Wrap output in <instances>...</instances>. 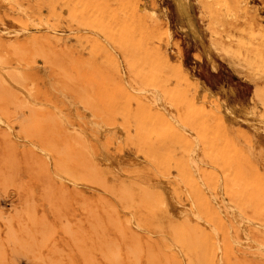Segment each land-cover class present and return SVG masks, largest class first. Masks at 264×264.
Wrapping results in <instances>:
<instances>
[{
    "label": "rangeland",
    "instance_id": "1",
    "mask_svg": "<svg viewBox=\"0 0 264 264\" xmlns=\"http://www.w3.org/2000/svg\"><path fill=\"white\" fill-rule=\"evenodd\" d=\"M263 72L264 0H0V262L264 264Z\"/></svg>",
    "mask_w": 264,
    "mask_h": 264
},
{
    "label": "bare ground",
    "instance_id": "2",
    "mask_svg": "<svg viewBox=\"0 0 264 264\" xmlns=\"http://www.w3.org/2000/svg\"><path fill=\"white\" fill-rule=\"evenodd\" d=\"M16 1H17V0H16ZM14 2H15V1H14ZM18 3H19V2H18ZM22 6H23V5H22ZM24 7H26V6H24ZM19 9H23V8H22V7H21V8L19 7ZM231 14H232V13H231ZM27 16H28V14H27ZM28 18H29V16H28ZM31 18H34V17H31ZM34 22H35V21H34ZM24 29H25V28H24ZM25 30H26V29H25ZM25 30H24V31H25ZM27 31H28V30H27ZM29 31H30V30H29ZM33 37H34V36H33ZM64 54L67 55L66 52H64ZM62 56H63V54H62ZM71 57H72V56H71ZM79 63H80V62H79ZM83 65H84V64H83ZM79 67H80V66H79ZM263 73H264V72H263ZM173 76L175 77L174 79L182 78V77H181V73H180V72H177V71H174ZM72 77H73V76H72ZM71 79H73V78H71ZM63 85H67V84H66V83H65V84L63 83ZM81 85H82V84H81ZM67 86L69 87V85H67ZM67 86H66V87H67ZM62 87H63V86H62ZM70 87H71V86H70ZM153 90H154V89H153ZM153 90H152V92H153ZM156 91H157L158 95L161 97V93H160V91H159V90H155L154 93H156ZM183 91H184V92L186 91L185 88H184ZM154 93L152 94V96L155 97L156 99H158L159 96H158L157 94L154 95ZM163 94H165V93H163ZM163 94H162V95H163ZM152 96H151V97H152ZM167 96H168V95H167ZM157 97H158V98H157ZM191 97H192V95H190L189 99H190ZM153 99H154V98H153ZM153 99H151V100L154 101L155 99H154V100H153ZM189 99H188V100H189ZM191 101H192V103H193V102L196 103L197 100H196V98H194V100H191ZM154 102L157 103V100L154 101ZM158 103H160V105H162V108H163V103L161 102V98H159ZM158 103H157V104H158ZM194 103H193V104H194ZM157 104H155V105H157ZM158 106H159V104H158ZM165 106H166V107H165ZM165 106H164L165 109L167 108V110H168L171 114H173V111L175 110L174 107H173L172 105H170V106H169V105H165ZM251 106H252V105H251ZM251 106H249V108H250ZM160 107H161V106H160ZM56 109H57V108H56ZM165 109L163 108L164 111H165ZM179 109H180V108H179ZM192 109H193V108H192ZM176 110H177V109H176ZM57 112H58V110H57ZM166 112H167V111H166ZM169 112H167L168 115H169ZM249 113H251V112H249ZM47 114L49 115V113H47ZM197 114H198V113H197ZM214 114H215V113H214ZM23 115H24V114H22V116H23ZM27 115H29V117L31 116L30 114H27ZM27 115H25V116H27ZM117 115H118V113H117ZM173 115H174V114H173ZM173 115H172V116H173ZM215 115H216V114H215ZM217 115H218V114H217ZM249 115H251V114H249ZM32 116H36V115H32ZM32 116H31V117H32ZM41 116H42V115H41ZM53 116H54V115L50 116V118L53 117ZM239 116H240V115H239ZM29 117H28V118H29ZM36 117H37V116H36ZM39 117H40V116H39ZM44 117H45V116H43V118H44ZM55 117H57V116H55ZM173 117H174V116H173ZM173 117H171V118H172V119H174V118L176 119V116H175L174 118H173ZM256 117H257V116H256ZM25 118H26V117H25ZM45 118H46V117H45ZM53 118H54V117H53ZM215 118H216V117H215ZM257 118H258V117H257ZM26 119H27V118H26ZM26 119H25V120H26ZM30 119H32V118H30ZM122 119H123V118H122ZM175 119H174V120H175ZM23 120H24V118H23ZM27 120H28V119H27ZM51 120H53V119L51 118ZM242 120H243V119H242ZM246 120H247V119H245V121H246ZM30 121H31V120H29L28 122H30ZM38 121H40V120H38ZM41 121H42V119H41ZM253 121H254V120H253ZM256 121H257V120H256ZM33 122H34V121H33ZM43 122H44V121H43ZM66 122H67V121H66ZM93 122H94V121H93ZM175 122H177V119H176ZM67 123H68V122H67ZM260 123H261V122H260ZM120 125H121V124H120ZM54 126H55V125H54ZM112 126H113V125H112ZM180 126L183 127V125H180ZM100 127H103V125L100 126ZM105 128L107 129V127H105ZM161 128H162V127H161ZM174 128H176V127H174ZM183 128L186 129L187 127H183ZM103 129H104V128H103ZM170 129H171V128H170ZM172 129H173V128H172ZM172 129H171V130H172ZM176 129H178V128H176ZM184 129H183V130H184ZM187 129L190 130V128H187ZM163 130H164V129H163ZM178 130H180V129H178ZM78 131H80V129H79ZM81 131H82V130H81ZM98 131H99V130H98ZM185 131H187V130H185ZM190 131H191V130H190ZM154 132H155V131H154ZM178 132H179V131H178ZM188 133H189V132H187V134H188ZM82 134L84 135L83 132H82ZM109 134H111V133H109ZM94 135H95V132H94ZM193 135H195V134H193ZM93 137H94V136H93ZM197 138H198V136H197ZM197 138H196V140H197ZM215 138H216V137H215ZM220 139H221V138H220ZM220 139H217V140L219 141ZM224 140H225V138H224L223 140H221V141H224ZM141 141H142V140H141ZM196 142H197V141H196ZM196 142H195V143H196ZM198 142H199V141H198ZM198 142H197V143H198ZM197 143H196V144H197ZM221 143H222V142H221ZM50 144H51V143H50ZM206 144H207V143H206ZM51 145H52V144H51ZM54 145H55V143H54ZM194 145H195V144H194ZM207 146H209V145H207ZM35 147H37V146H35ZM54 147H57V145L54 146ZM54 147H53V148H54ZM38 148H39V147H38ZM191 148H193V147H190L189 149H187V148H184V149H185V151H187V150H190ZM195 148H197V147H195ZM198 148H199V146H198ZM209 148H210V147H209ZM39 149H40V148H39ZM61 149H63V147H62ZM199 149L201 150V148H199ZM199 149H198V150H199ZM202 149H203V148H202ZM210 149H211V148H210ZM42 150L45 151V149H43V148H42ZM65 150H66V149H65ZM78 150H79V149H78ZM159 150H161V148H160ZM195 150H196V149H195ZM198 150L195 152V154H196L197 152H199ZM89 151L92 152L93 149H92V150L90 149ZM89 151H88V152H89ZM161 151H162V150H161ZM210 151H211V150H210ZM57 152H58V151H57ZM59 152H61V151H59ZM59 152H58V154H59ZM66 152L69 153L70 150H66ZM187 152H188V151H187ZM187 152H186V154H187ZM67 153H66V154H67ZM83 153H84V152H79V153H78V155H81L80 162H81V160L84 159V156H82ZM92 154L94 155V153H92ZM92 154H89V155H92ZM172 154H173V153H172ZM189 154H190V153H189ZM191 154H193V153H191ZM50 155H51V154H50ZM68 155H69L68 158H71V156H72L73 154L70 153V154H68ZM83 155H84V154H83ZM187 155H188V154H187ZM217 155H219V152H218ZM195 156H197V155H195ZM199 156H200V155H199ZM82 157H83V158H82ZM87 157H90V156H86V158H87ZM51 158H52V157H51ZM91 158H92V156H91ZM189 158H190V157H189ZM192 158H193V156H192ZM202 158H203V156H202ZM87 159H88V158H87ZM87 159H85L86 162H88V160H89L90 158H89L88 160H87ZM50 160H51V159H50ZM72 160H73V159H72ZM203 160H204V159H203ZM70 161H71V160H70ZM75 161H76V160H75ZM89 161H90V160H89ZM92 161H95L94 158L92 159ZM192 161H194V160L192 159ZM197 161H198V160H196V162H197ZM234 161H235V160H234ZM82 162H83V161H82ZM82 162H81V163H82ZM90 162H91V161H90ZM205 162H206V161H205ZM50 163H52V162H50ZM81 163H78V164H80V165H84L83 167H84L85 169H84V168H82V169H84V170H86V169H90L89 172L92 171V173H95V172L97 173V170H98V169H96V171H95V170H91V168L88 167V166H90V165H87V163H86V165H85V163H83V164H81ZM94 163H95V162H94ZM94 163H92L91 165L97 167V165H95ZM198 163H199V162H198ZM198 163H197V164H198ZM206 163H207V162H206ZM206 163H205V164H206ZM60 164H61V163H60ZM190 164H192V163H190ZM194 164L197 165L196 163H194ZM62 165H63V164H62ZM62 165H60V167H61ZM80 165H78V166H80ZM151 165H152V164H151ZM186 165H187V163L185 164V166H186ZM208 165H209V164H208ZM86 166H87V167H86ZM92 166H91V167H92ZM199 166H200V165H198V167H199ZM62 167H63V166H62ZM62 167H61V168H62ZM96 167H95V168H96ZM186 167H187V166H186ZM195 167H196V166H195ZM198 167H197V170H198ZM98 168H100V167H98ZM106 168H108V167H106ZM192 168H194V166H192ZM63 169H64V168H63ZM92 169H94V168H92ZM101 169H102V168H101ZM80 170H81V169H80ZM194 170H195V168H194ZM194 170H193V171H194ZM229 170H230V169H229ZM229 170H226V171H229ZM98 171H100V170H98ZM65 172L68 173V171H65ZM81 172H82V173H79V175H80V174L83 175L85 172L88 173V170H87V171H83V170H82ZM83 172H84V173H83ZM195 172H196V171H194V173H195ZM231 172H232V171H231ZM231 172H230V173H231ZM69 173H70V172H69ZM197 173H198V172H197ZM223 173H224V172H223ZM72 174H73V173H72ZM195 174H196V173H195ZM84 175H85V174H84ZM224 175H226V173H225ZM232 175H233V174H232ZM94 176H95V178H96L97 175H93V177L90 176V177H87V178H88V180H89L90 178H94ZM99 176H100V175H99ZM99 176H97V179H100ZM169 176H170V175H169ZM190 176H192V175H190ZM198 176H199V175H198ZM100 177L103 178L102 176H100ZM196 177H197V175H196ZM199 177H200V176H199ZM197 178H198V177H197ZM171 179H172V178H171ZM91 180H96V179H91ZM91 180H90V181H91ZM165 180H166V179H165ZM198 180H199V178H198ZM220 180H221V178H220ZM90 181H89V182H90ZM104 181H105V180H104ZM150 181H151V180H150ZM178 181H179V180H178ZM95 182H96V184H100V185L103 183V181H101L102 183H99V182H97V181H95ZM180 182H181V181H180ZM200 182H201V181H200ZM92 183H94V182L92 181ZM105 183H106V181H105ZM135 183H136V182H135ZM107 184H108V183H106V185L104 184V186L107 187ZM180 184H181V183H180ZM183 184H184V183H182V185H183ZM220 184H221V183H220ZM202 185H204V184H202ZM205 185H206V184H205ZM124 186H125V185H124ZM109 187H111V186H109ZM204 187H205V188H208V187H206V186H204ZM220 187H221V185H220ZM185 188H186V187H185ZM107 189H108V187H107ZM111 189H112V188H111ZM119 189H122V188H119ZM123 189H125V188H123ZM126 189H127V188H126ZM130 189H131V188H130ZM127 190H128V189H127ZM151 190H153V189H151ZM185 190H186V189H185ZM210 190H212V189H210ZM111 191H112V190H111ZM207 191H209V190H207ZM121 192H123V191L121 190ZM126 192H129V193H130V191H126ZM210 193H211V192H210ZM113 194H114V193H113ZM144 194H145V193H144ZM212 195H214V194H212ZM98 196H99V195H98ZM214 196H215V195H214ZM214 196H213L212 198H214ZM119 197H121V196H119ZM145 197H146V196H145ZM210 197H211V196H210ZM26 198H28V197H26ZM141 198H142V197H141ZM98 199H99V198H98ZM100 199H101V198H100ZM100 199H99V200H100ZM121 199H123V198H121ZM221 199H222V198H221ZM145 200H146V199H145ZM214 201H215V200H214ZM222 201H223V200H222ZM26 202H28V201H26ZM132 202H133V199H132ZM137 202L140 203V200L137 201ZM127 203H128V202H127ZM127 203H126V204H127ZM215 203H218V205L220 206L219 202L215 201ZM231 203H232V202H231ZM193 204H194V203H193ZM222 204H223V206H224V204L227 205L228 202H227V203L222 202ZM229 204H230V203H229ZM229 204H228V205H229ZM226 205H225V207H228V205H227V206H226ZM233 205H234V204H231V206L234 208ZM188 207H189V206H188ZM217 207H218V206H217ZM232 207H231V209H232ZM193 208H194V207H193ZM237 209H238V208H236V210H237ZM193 210H194V209H193ZM195 210H196V209H195ZM233 210H234V209H232V211H233ZM236 210H235V211H236ZM196 211H197V210H196ZM235 211H233V212H235ZM127 212H130V211H127ZM194 213H195V211H194ZM197 214H199V213H197ZM197 214H194V215H197ZM237 214H239V213H237ZM237 214H236V215H237ZM184 216H185V215H184ZM198 216H199V215H198ZM198 216H197V217H198ZM233 216H234V215H233ZM243 216H244V215H242V217H243ZM131 217H132V216H131ZM236 217H238V216H236ZM242 217H241V216L238 217V222H239V219H240V218L242 219V220H240V221H243L244 217H243V218H242ZM234 218H235V217H234ZM246 218H247V217H246ZM131 219H132V218H131ZM200 219H203V218L201 217ZM249 219H250V218H249ZM249 219H247V220H249ZM244 220H245V219H244ZM131 221H132V220H131ZM227 221H228V220H227ZM250 221H252V220H250ZM250 221H249V222H250ZM49 222H50V221H49ZM253 222H255V221H253ZM256 222H257V221H256ZM250 223H251V222H250ZM133 224H134V223H133ZM208 224H209V223H208ZM258 224H260V223L258 222ZM54 225H56V224H54ZM135 225H138L137 222L135 223ZM211 225H212V224H211ZM239 225H240V224H239ZM261 225H262V224H261ZM51 226H52V225H51ZM240 226H241V225H240ZM0 227H1V225H0ZM209 227L211 228V226H209ZM262 227H264V225H263ZM228 229H229V228H228ZM250 229H251V227H250ZM213 231H214V230H213ZM228 231H229V230H228ZM216 232H217V231H216ZM216 235H217V233L215 234V236H216ZM244 235H245V234H244ZM50 237H51V235H50ZM50 237H49V239H50ZM192 238H193V237H192ZM249 238H250V237H249ZM213 239H216V238H213ZM219 239H220V238H219ZM191 240L193 241V239H191ZM236 240H239V239L236 238ZM243 240H245V239H243ZM246 240H247V239H246ZM219 241H220V240H219ZM247 241L250 242L249 240H247ZM242 242H243V241H242ZM242 242H241V243H242ZM192 243L195 244L194 241H193ZM219 243L221 244V241L218 242V244H219ZM238 243H239V242H238ZM245 243H246V242H245ZM52 244H53V243H52ZM220 244H219V245H220ZM239 244H240V243H239ZM249 244H250V243H249ZM252 244H255V243H252ZM252 244H251V245H252ZM263 244H264V243H263ZM241 245H243V244H241ZM245 245H246V244H245ZM245 245H244V246H245ZM247 245H248V244H247ZM251 245H249V247H250ZM256 245H257V244H256ZM192 246H194V245H192ZM253 246H254V245H253ZM194 247H195V246H194ZM176 248H177V245H176ZM198 248H200V247H198ZM250 248H252V247H250ZM253 248H254V247H253ZM177 249H178V248H177ZM261 249L264 250V245H263V248L261 247ZM261 249H259L260 252L262 251ZM179 250H180V249H179ZM259 250L257 249V251H259ZM52 251H53V250H52ZM243 252H244V251H243ZM262 252H263V251H262ZM262 252H261V254H259V255H263V256H264V253H262ZM212 253H213V252H212ZM253 254H254V253H253ZM253 254L251 253V255H253ZM256 255H258V254H256ZM49 257H50V256H49ZM170 258H171V256H170ZM170 258H168V259H170ZM1 259H2V257L0 258V260H1ZM51 260L53 261V258H52ZM200 260H201V259H200ZM235 260H236V259H234L233 261H235ZM3 261H4V260H3ZM52 261H51V262H52ZM58 261H59V260H58ZM201 261H203V260H201ZM236 261H237V260H236ZM203 262H204V261H203ZM236 263H237V262H236ZM0 264H8V263H4V262L1 263V262H0ZM49 264H50V262H49Z\"/></svg>",
    "mask_w": 264,
    "mask_h": 264
}]
</instances>
